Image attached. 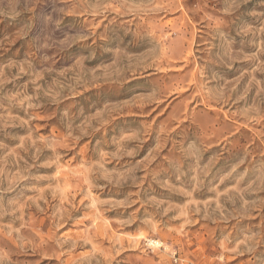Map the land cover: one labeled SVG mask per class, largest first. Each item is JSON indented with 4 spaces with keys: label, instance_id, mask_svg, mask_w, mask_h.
I'll return each mask as SVG.
<instances>
[{
    "label": "rangeland",
    "instance_id": "rangeland-1",
    "mask_svg": "<svg viewBox=\"0 0 264 264\" xmlns=\"http://www.w3.org/2000/svg\"><path fill=\"white\" fill-rule=\"evenodd\" d=\"M0 264H264V0H0Z\"/></svg>",
    "mask_w": 264,
    "mask_h": 264
},
{
    "label": "bare ground",
    "instance_id": "bare-ground-1",
    "mask_svg": "<svg viewBox=\"0 0 264 264\" xmlns=\"http://www.w3.org/2000/svg\"><path fill=\"white\" fill-rule=\"evenodd\" d=\"M183 89V88H182ZM157 243V242H156Z\"/></svg>",
    "mask_w": 264,
    "mask_h": 264
},
{
    "label": "built area",
    "instance_id": "built-area-1",
    "mask_svg": "<svg viewBox=\"0 0 264 264\" xmlns=\"http://www.w3.org/2000/svg\"><path fill=\"white\" fill-rule=\"evenodd\" d=\"M177 261V260H176Z\"/></svg>",
    "mask_w": 264,
    "mask_h": 264
}]
</instances>
